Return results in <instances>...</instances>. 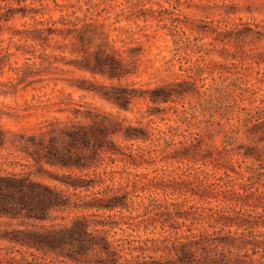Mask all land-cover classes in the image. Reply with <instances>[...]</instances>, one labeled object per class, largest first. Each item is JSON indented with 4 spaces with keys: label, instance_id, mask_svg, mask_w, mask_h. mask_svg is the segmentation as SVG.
Segmentation results:
<instances>
[{
    "label": "rangeland",
    "instance_id": "obj_1",
    "mask_svg": "<svg viewBox=\"0 0 264 264\" xmlns=\"http://www.w3.org/2000/svg\"><path fill=\"white\" fill-rule=\"evenodd\" d=\"M0 3L17 6L15 1ZM26 3L29 4L26 10L20 7L7 11L10 17L0 20V126L6 135V143L0 148V168H21L19 164H9L10 160H25L13 141L20 132L39 133L37 126L45 121L74 117L72 111L78 104L94 105L143 125L152 139L161 136L145 141L119 138L122 145H131L134 151L143 150L144 157L138 158L137 165L121 160L108 165V169L131 172H114L106 177V183H128L127 189L139 194L136 199L146 203L150 199L183 202V208L191 206L198 217L195 225L200 229L224 228L222 233L231 230L235 235L249 233V237H253L252 232L264 246V223L240 225L249 213H261L262 207L253 210L236 194L216 192L223 187L215 184L222 183L227 174L235 182H248L247 165L260 166L262 162L264 169V141H257L256 135L245 127L230 137L231 128L237 125L236 118L229 121L223 118L218 124L217 113L213 116L203 113V106L209 104L207 95L190 93L175 102L160 104L163 111L149 114L148 109L154 104L146 96L135 98L129 109H122L78 86L96 80L109 83L106 77L93 75L85 67L94 50L101 46L120 57L130 70L120 80L129 87L147 90L186 79L194 81L202 91L209 85L233 81L254 88L253 92L257 90L253 94L252 90L244 92L243 99L236 96L238 104L256 105L264 94V36L258 38L256 32H264V0H26ZM49 27L63 31L51 34L48 45L32 38L39 28L47 32ZM80 35L83 41L78 38ZM41 54L46 56L44 61ZM35 70L43 73L31 75ZM234 96H225L223 102L232 103ZM194 136H201V142L193 140ZM245 144L256 145L262 151V160L238 153L237 147L244 149ZM182 148L189 149V154L175 151ZM49 169L60 171L55 167ZM220 176L224 179L219 180ZM235 187L238 189V185ZM63 213L69 218L74 214L68 210ZM220 215L229 219H219ZM145 223L135 229L122 224L125 230H121L117 226L115 236L144 238L161 234L158 222L147 227ZM185 229L182 226L179 231Z\"/></svg>",
    "mask_w": 264,
    "mask_h": 264
},
{
    "label": "trees",
    "instance_id": "obj_2",
    "mask_svg": "<svg viewBox=\"0 0 264 264\" xmlns=\"http://www.w3.org/2000/svg\"><path fill=\"white\" fill-rule=\"evenodd\" d=\"M1 1H15L17 6L0 3V20L10 17L7 11L20 7L26 10L29 6L26 0ZM67 30L71 32L72 28ZM62 31L61 28L49 27L45 32L39 28L32 38L48 45L50 35ZM256 32L258 38L264 36L262 30ZM78 38L83 41L82 35ZM41 57L43 61L46 59L42 54ZM85 67L93 75L106 77L109 83L96 80L91 84L82 82L78 86L119 108L129 109L135 98L146 96L154 104L148 109L152 114L164 110L160 107L162 103L175 102L190 93L203 94L208 96L209 104L203 106L202 111L209 112L210 116L217 113L218 124L223 118L228 121L236 118L237 125L231 128L230 137L245 127L256 135L257 141H264V94L253 106L237 102L243 99L244 92L254 89L250 86L230 81L209 85L200 91L194 81L182 79L139 90L120 81L130 70L120 57L101 46L94 50ZM40 73L42 70H35L31 75ZM255 92L252 90L251 93ZM229 95H235L234 101L223 102ZM72 113V118L45 121L37 126L39 133L22 131L13 140L25 160L9 161V164L21 165L19 169L0 168V264H264L263 241L256 240L252 232L250 235L253 237H249V233L235 235L231 230L222 233L224 228L200 229L195 225L198 217L191 211V206L183 208V202L150 199L146 203L136 199L139 194L128 190V183H106V177L123 170L108 169V165L116 160L137 165L140 164L138 158L144 157L143 150L134 151L131 145H122L119 138L145 141L158 140L161 136L152 139L143 125L94 105L78 104ZM193 138L197 142L202 140L201 136ZM5 143L6 135L0 126V148ZM241 147H237V152L244 157L262 160V151L256 145ZM175 151L189 154V149ZM261 163L260 166L247 165L248 182H235L227 174L226 179L219 177V180L224 179L222 183H215L216 187H223L216 192L236 194L253 210L262 207L261 213H249L240 225L264 223V188L259 187L264 186ZM49 167L60 171H52ZM135 184L133 181L132 185ZM66 210L74 214L69 218L63 213ZM123 210L129 213H123ZM134 210H137L135 214ZM150 212L154 213L153 216L145 217ZM188 218L190 222H186ZM219 219L229 217L220 215ZM141 222H146L145 227L158 222L161 234L144 238L115 236V227L125 230L121 226L123 224L135 229ZM182 226L186 229L180 232ZM245 235L247 238H243ZM135 241L142 244H134ZM148 249L150 252L145 253ZM136 250L138 252L134 253Z\"/></svg>",
    "mask_w": 264,
    "mask_h": 264
}]
</instances>
